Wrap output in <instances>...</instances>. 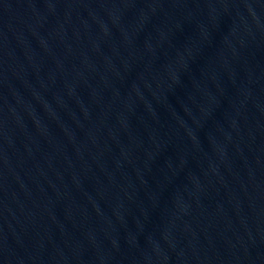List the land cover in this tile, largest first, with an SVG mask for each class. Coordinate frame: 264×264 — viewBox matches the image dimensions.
Returning a JSON list of instances; mask_svg holds the SVG:
<instances>
[{"label": "water", "instance_id": "obj_1", "mask_svg": "<svg viewBox=\"0 0 264 264\" xmlns=\"http://www.w3.org/2000/svg\"><path fill=\"white\" fill-rule=\"evenodd\" d=\"M0 264H264V0H0Z\"/></svg>", "mask_w": 264, "mask_h": 264}]
</instances>
